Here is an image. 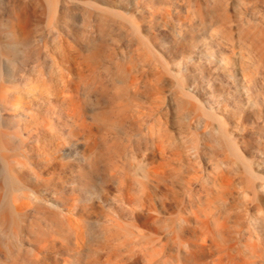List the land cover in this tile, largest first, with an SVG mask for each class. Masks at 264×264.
I'll return each instance as SVG.
<instances>
[{"label": "bare ground", "instance_id": "1", "mask_svg": "<svg viewBox=\"0 0 264 264\" xmlns=\"http://www.w3.org/2000/svg\"><path fill=\"white\" fill-rule=\"evenodd\" d=\"M1 1L0 264H264V0Z\"/></svg>", "mask_w": 264, "mask_h": 264}, {"label": "rangeland", "instance_id": "2", "mask_svg": "<svg viewBox=\"0 0 264 264\" xmlns=\"http://www.w3.org/2000/svg\"><path fill=\"white\" fill-rule=\"evenodd\" d=\"M31 1L32 0H19L20 3H26V4L31 2ZM91 1L98 4V5H108L112 8H120L123 11H125L126 13L135 12V8L132 5L133 0H91ZM5 2H7V0H5ZM1 6H3V1L0 0V8H1ZM4 7L5 8L7 7L6 3L4 4ZM5 11L6 10H4L3 12H5ZM163 25H164V23L161 22L160 20L155 22V27L158 30V32L160 33L159 35L162 39V42L166 46H171L174 42V39L170 35V33L165 28H163ZM38 36L39 35H37L36 38H38ZM164 57L170 58V56L165 54V53H164ZM18 58L22 61V66H23V62L26 59L23 57V53L21 51L19 53ZM238 75H239V73H238ZM214 84L217 85L218 87L220 86L218 79H217L216 83H214ZM249 126H250V121L248 122L246 129H244V130H247V131H245V134L247 135L246 138L249 139V140H247V147L252 149L253 142H255V139L257 140V137L252 135V132L249 129ZM245 153L248 155L251 154L249 149ZM11 239H12V236L9 233V231H4L3 229L0 230V241H1V243H4L5 241H11Z\"/></svg>", "mask_w": 264, "mask_h": 264}]
</instances>
